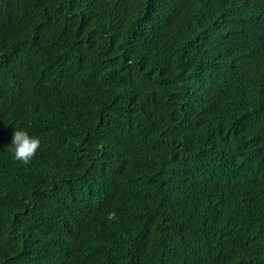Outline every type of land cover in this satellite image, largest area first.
<instances>
[{"label":"trees","instance_id":"obj_1","mask_svg":"<svg viewBox=\"0 0 264 264\" xmlns=\"http://www.w3.org/2000/svg\"><path fill=\"white\" fill-rule=\"evenodd\" d=\"M0 264H264V0H0Z\"/></svg>","mask_w":264,"mask_h":264}]
</instances>
